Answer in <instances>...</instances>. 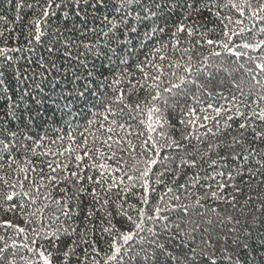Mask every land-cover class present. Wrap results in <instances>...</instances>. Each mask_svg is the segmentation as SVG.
<instances>
[{
  "label": "snow or ice",
  "instance_id": "obj_1",
  "mask_svg": "<svg viewBox=\"0 0 264 264\" xmlns=\"http://www.w3.org/2000/svg\"><path fill=\"white\" fill-rule=\"evenodd\" d=\"M0 264H264V0H0Z\"/></svg>",
  "mask_w": 264,
  "mask_h": 264
},
{
  "label": "trees",
  "instance_id": "obj_2",
  "mask_svg": "<svg viewBox=\"0 0 264 264\" xmlns=\"http://www.w3.org/2000/svg\"><path fill=\"white\" fill-rule=\"evenodd\" d=\"M227 87H228V85H227V83H225V85H224L225 90H227Z\"/></svg>",
  "mask_w": 264,
  "mask_h": 264
}]
</instances>
